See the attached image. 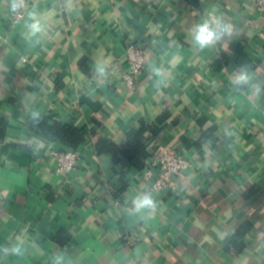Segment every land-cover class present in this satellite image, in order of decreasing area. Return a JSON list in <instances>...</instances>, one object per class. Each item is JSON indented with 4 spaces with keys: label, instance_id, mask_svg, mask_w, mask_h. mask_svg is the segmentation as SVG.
I'll use <instances>...</instances> for the list:
<instances>
[{
    "label": "crops",
    "instance_id": "1",
    "mask_svg": "<svg viewBox=\"0 0 264 264\" xmlns=\"http://www.w3.org/2000/svg\"><path fill=\"white\" fill-rule=\"evenodd\" d=\"M12 5L0 0V264H264V11L254 0H30L16 26ZM217 18L239 34L195 47L191 27ZM131 44L148 49L134 91L121 78ZM242 65L251 80L236 86ZM33 112L83 131L69 176L50 154L69 149L31 128ZM142 124L149 150L163 143L192 161L174 192L150 191L143 170L97 152ZM141 193L154 211L132 212Z\"/></svg>",
    "mask_w": 264,
    "mask_h": 264
},
{
    "label": "built area",
    "instance_id": "2",
    "mask_svg": "<svg viewBox=\"0 0 264 264\" xmlns=\"http://www.w3.org/2000/svg\"><path fill=\"white\" fill-rule=\"evenodd\" d=\"M30 0H24V5L9 14L12 26L18 25L27 16ZM257 7L264 11V0H254ZM1 38V37H0ZM127 70L122 73L124 85L134 91L138 88V77L144 71L148 60V49L140 44H131L126 53ZM55 171L61 176H69L76 168L81 155L76 150L51 149ZM150 158L143 169V179L150 191L174 192L180 181L188 178L192 168L189 157L183 156L172 147L156 143L150 150Z\"/></svg>",
    "mask_w": 264,
    "mask_h": 264
},
{
    "label": "trees",
    "instance_id": "3",
    "mask_svg": "<svg viewBox=\"0 0 264 264\" xmlns=\"http://www.w3.org/2000/svg\"><path fill=\"white\" fill-rule=\"evenodd\" d=\"M243 62L245 59L242 60ZM246 64L251 63L246 61ZM31 128L49 140L61 141L69 150H76L84 142V133L81 129L60 122L51 124L46 117L32 121ZM150 129V126L142 124L139 129L131 130L122 145L101 140L97 143V152L111 154L114 162L122 167L129 166L143 170L151 155L143 138Z\"/></svg>",
    "mask_w": 264,
    "mask_h": 264
},
{
    "label": "clouds",
    "instance_id": "4",
    "mask_svg": "<svg viewBox=\"0 0 264 264\" xmlns=\"http://www.w3.org/2000/svg\"><path fill=\"white\" fill-rule=\"evenodd\" d=\"M24 5V0H13V10L22 7ZM29 18L32 19V23L27 24V28L32 36H36L38 33L42 32V25L38 20L35 19V14L30 13ZM239 33L235 29V27L228 21L217 18L215 20L212 19H204L200 23L194 24L190 29V36L192 44L199 48L200 50H204L206 48L212 47L222 41L225 38H232L234 35H238ZM97 71L101 74H104L105 68L100 66L97 68ZM154 74L157 76L161 75L160 69H155ZM251 80V76L249 75V66L242 65L233 76L232 83L236 86H242L249 84ZM259 89H257V92ZM39 112H33L32 118L37 120L39 118ZM156 208V202L152 198L150 193H141L138 194L137 197L133 200V209L134 213H141L143 211H154ZM13 254L19 255L20 249L15 248L13 250ZM59 259V258H57Z\"/></svg>",
    "mask_w": 264,
    "mask_h": 264
}]
</instances>
